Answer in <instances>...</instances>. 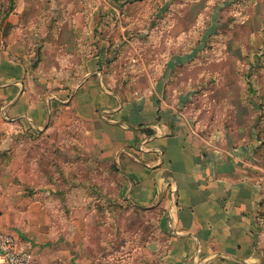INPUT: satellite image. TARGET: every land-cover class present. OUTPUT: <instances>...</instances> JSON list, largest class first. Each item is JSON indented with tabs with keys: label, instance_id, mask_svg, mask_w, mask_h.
Here are the masks:
<instances>
[{
	"label": "crops",
	"instance_id": "1",
	"mask_svg": "<svg viewBox=\"0 0 264 264\" xmlns=\"http://www.w3.org/2000/svg\"><path fill=\"white\" fill-rule=\"evenodd\" d=\"M10 1L9 10V0H0V126L34 135L86 126L81 149L115 164L123 176L119 200L145 210L155 232L99 254L88 237L96 208L75 200L67 223L61 209L67 199L47 188L26 192L2 168L0 231L32 254V264H264V137L253 131L238 142L219 124L199 129L164 70L148 88H131L95 41L98 21L85 26L72 4L66 17L71 0ZM37 15L44 18L31 25ZM81 29H89L83 42ZM64 30L65 46L78 43L96 54L81 64L63 59L55 51ZM37 43L47 56L37 59Z\"/></svg>",
	"mask_w": 264,
	"mask_h": 264
},
{
	"label": "rangeland",
	"instance_id": "2",
	"mask_svg": "<svg viewBox=\"0 0 264 264\" xmlns=\"http://www.w3.org/2000/svg\"><path fill=\"white\" fill-rule=\"evenodd\" d=\"M67 4L66 17L72 14V4L85 26L98 21L95 41L111 57L110 69L122 72L131 88H148L164 70L168 84L181 91L199 129L209 130L216 123L238 142L246 141L253 131L264 137V0H71ZM43 18L37 15L29 23L39 24ZM88 31L80 30V42ZM65 32L60 34L63 44L69 40ZM66 44L55 51L63 59L72 61L74 56L81 64L87 55L96 54L93 48ZM33 50L37 59L48 53L40 43ZM117 80L119 84L123 79ZM85 129L75 123L66 130L57 126L34 135L11 134L0 126V171L26 192L47 188L51 197L67 199V206L61 205L67 223L75 200L84 199L87 209L96 208L99 219L88 237L96 251L105 254L106 247L125 241L134 244L131 240L136 241L137 234L142 233L144 240L155 229L145 210H129L119 200L123 176L115 164L81 149Z\"/></svg>",
	"mask_w": 264,
	"mask_h": 264
},
{
	"label": "built area",
	"instance_id": "3",
	"mask_svg": "<svg viewBox=\"0 0 264 264\" xmlns=\"http://www.w3.org/2000/svg\"><path fill=\"white\" fill-rule=\"evenodd\" d=\"M259 223L264 232V211ZM32 254L19 248L16 239L7 232L0 231V264H32Z\"/></svg>",
	"mask_w": 264,
	"mask_h": 264
},
{
	"label": "trees",
	"instance_id": "4",
	"mask_svg": "<svg viewBox=\"0 0 264 264\" xmlns=\"http://www.w3.org/2000/svg\"><path fill=\"white\" fill-rule=\"evenodd\" d=\"M11 7H12V2H10V5H9V10L11 9Z\"/></svg>",
	"mask_w": 264,
	"mask_h": 264
}]
</instances>
